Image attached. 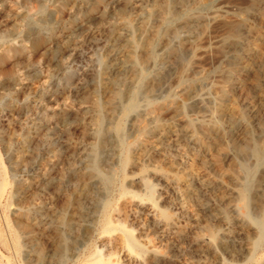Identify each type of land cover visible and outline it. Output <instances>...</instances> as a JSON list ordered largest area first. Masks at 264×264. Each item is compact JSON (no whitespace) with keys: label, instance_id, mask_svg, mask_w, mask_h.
Listing matches in <instances>:
<instances>
[{"label":"rangeland","instance_id":"374dc122","mask_svg":"<svg viewBox=\"0 0 264 264\" xmlns=\"http://www.w3.org/2000/svg\"><path fill=\"white\" fill-rule=\"evenodd\" d=\"M163 1L0 0V181L5 183L0 264H92L97 252L105 264H137L117 240L123 228L166 258L159 264H264V244L252 259L246 255L245 238H253L256 226L236 219L245 210L234 204L235 182L227 180L226 189H198L204 207L195 217L178 205L172 189L152 180L162 188L158 206L176 218L180 238L144 226V215L135 214L119 191L123 177L137 173L135 166L123 164L125 155L135 156L123 142L136 136L135 119L146 108L177 128L182 119H206L215 100L213 87L224 75L230 78L226 85L232 84L225 106H236L250 124L256 122L253 107L264 103V0H166L178 10L184 7L189 17L160 26L154 14L140 30L147 11H156ZM237 19L241 41L222 48L220 21ZM126 22L131 29L124 28ZM158 26L153 56L137 64L135 77L122 60L128 52L142 57L144 42ZM184 63L192 81L179 85L175 76ZM113 92L119 96L108 107L105 100ZM132 101L136 108L127 110ZM96 102L102 106L101 127L110 128L103 143L92 136ZM163 142L172 155L177 148H193L182 133ZM92 144L97 146L90 156ZM90 162L97 169L93 173ZM151 163L162 164L160 152L152 153ZM263 174L264 163L255 179H264ZM251 200L256 215L254 193ZM220 210H227L230 220L216 218ZM104 215L113 222L111 232L103 231ZM205 227L215 233L213 251L194 242L208 235ZM128 250L139 258L136 249Z\"/></svg>","mask_w":264,"mask_h":264},{"label":"bare ground","instance_id":"6f19581e","mask_svg":"<svg viewBox=\"0 0 264 264\" xmlns=\"http://www.w3.org/2000/svg\"><path fill=\"white\" fill-rule=\"evenodd\" d=\"M154 14L158 16L160 26H168L175 20L187 19L189 17V12L184 7L178 10L165 0L158 5L156 11H147L146 20L139 24L140 30H146L148 19L154 16ZM220 24L223 29L220 38L222 48L223 46H235L241 41L240 19L221 20ZM123 26L125 29H131V25L127 22ZM160 34L161 30H159L158 26L152 32L150 40L144 42V54L142 57L136 56L133 52H128L123 58L122 65L132 69L135 77H138V73H140L137 64H144L151 60L156 41L159 39ZM163 40H166V38ZM129 43L133 44L132 41ZM167 50L169 53H177L173 48L168 47ZM177 58L181 60L178 53ZM188 65V63H184L179 72L176 73V76L174 75L179 85L192 81V79L186 76ZM221 80L219 84L213 87V90H215V100L206 119H182L181 126L177 128L176 126L178 125L175 126L172 123L162 122L158 112L148 107L135 119L134 128L137 133L131 140L123 142V132L120 129H115L114 132L123 142L126 151L129 153V151L135 150V156H124L123 164H131L137 168V173L134 176L123 177L119 191L121 195L127 198V203L135 214L144 215L142 223L144 226H151L164 232H171L176 238H180L182 234L176 226V218L158 206V199L161 197L162 188H158L157 184L152 183V180L162 187L164 186V188L172 189L179 198L178 205L195 217L198 215V211L204 207V204L196 194L198 189L205 191L213 187L226 189L225 184L227 185V180L235 182V188L231 191L234 197V204L241 205V209L245 210V215L242 214V217H237L236 219L241 224L251 223L256 226V234L253 238H245L248 245L246 255H248L249 259H252L258 247L264 244V179H255L257 169L264 163V103L253 107L251 114L253 117H256V122L254 125L250 124L244 112L238 110L236 106L230 108L225 106L224 99L230 93L232 84L226 85L230 81L228 75L221 77ZM118 96L115 92L109 94L105 100V105L111 107L115 100L118 99ZM135 108V103L132 101L126 109L134 110ZM101 110L102 106L98 102L94 103L93 111L95 115L92 118V125L94 126L92 136L97 141H102L101 143H103L108 138L110 128L101 127L103 123ZM180 112L183 113V109H180ZM179 133L184 135L185 142L193 145L192 150L177 148L176 155L165 152L166 145L163 142L165 137L169 134L178 135ZM226 139H228L227 142ZM96 146V144L91 145L90 156L94 155ZM157 152L161 154L162 164H149L152 153ZM182 155L187 156L186 160H182ZM88 166L89 172H95L96 167L93 162H90ZM195 183H197V187H195ZM131 186L136 187L137 191H129L128 187ZM4 189L5 183L2 180L0 181V194L3 193ZM253 193L257 199L258 214L256 215H254L251 208ZM131 197L135 198L134 201H131ZM217 201L219 203L220 198ZM107 216H103L102 228L104 232H111L113 229L110 226L113 222ZM216 218L224 221L230 220L227 210H220ZM204 230L208 235L198 236L194 239V242L200 247L213 251L215 233L208 227H205ZM120 233V238L117 240L123 245L122 250L123 252L124 250L127 252L125 253L129 260L135 261L137 264H159L160 261H165L166 258L161 253L154 249L148 250L144 248L125 228L120 229ZM17 243V237L13 235V245L15 248L17 247ZM218 246L224 247V243L219 242ZM128 249H136L139 253V258L131 256ZM100 257L101 255L97 252L96 262L92 264H105L103 259H98ZM200 264L205 263L202 262Z\"/></svg>","mask_w":264,"mask_h":264}]
</instances>
